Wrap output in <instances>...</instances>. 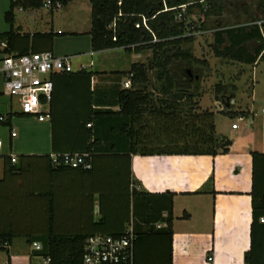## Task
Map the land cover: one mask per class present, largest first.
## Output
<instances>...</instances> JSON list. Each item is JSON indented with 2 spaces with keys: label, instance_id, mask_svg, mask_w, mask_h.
<instances>
[{
  "label": "crops",
  "instance_id": "crops-1",
  "mask_svg": "<svg viewBox=\"0 0 264 264\" xmlns=\"http://www.w3.org/2000/svg\"><path fill=\"white\" fill-rule=\"evenodd\" d=\"M71 6L75 13L82 9L88 16L81 27L71 20L62 24L55 22V13ZM7 8L8 0H0V11ZM53 11L50 12L49 7L15 10L12 27L18 36L26 35L28 39L16 38L10 54H3V46H0V58L27 49L34 53L47 51L60 57L72 56L76 60L70 47L61 48L57 44L83 35L87 37L89 48V5L86 1H73ZM6 27L0 33L7 32ZM37 34H51V38L32 37ZM119 50L82 54L89 60L87 64L74 63L72 73L51 76V100L43 108L49 118L39 122L46 123L42 131L43 150L19 154L11 142L15 135L10 137V133L8 152L0 149V236L8 244L0 250V264H47L46 259L36 255L39 250H35L33 244L40 248L39 240L49 232L75 235L93 231L92 222L99 217L103 187L79 171L55 170L42 156L52 154V150L60 153L82 149L85 144H82L80 125L91 112L118 110L116 88L128 89L124 87L128 80H118L112 73L127 72L131 64L138 62H129V66L121 70L107 60L98 59V55ZM92 57H96L95 62ZM80 65L85 69L79 70ZM0 105V117L4 120L9 115L20 114L18 107L13 108L12 99L4 93L3 86ZM237 107L234 112L242 116V121L235 129H231L235 123H230L224 134L213 124L215 135L229 141L223 154L212 157L136 154L129 157V180L135 190L173 194L170 264H207V255L212 257L209 264H246L244 254L251 248L250 154H264V115L259 113L258 116L255 109L251 112L247 106ZM7 155L14 157L15 163L4 162L3 157ZM19 155L26 158L18 162ZM254 167L258 192L264 188V159L257 160ZM263 223L258 220L257 226ZM250 264H264V230L258 227L253 229Z\"/></svg>",
  "mask_w": 264,
  "mask_h": 264
},
{
  "label": "trees",
  "instance_id": "trees-1",
  "mask_svg": "<svg viewBox=\"0 0 264 264\" xmlns=\"http://www.w3.org/2000/svg\"><path fill=\"white\" fill-rule=\"evenodd\" d=\"M73 1H86L89 5L87 35L90 52L121 49L127 53L138 54L149 50L151 58L146 65L133 63L127 72L112 73L118 80L126 78L129 87L116 88L117 111H92L80 125L82 144H85L82 149L60 153L52 150V154L56 155L87 154L90 165L88 170L62 166L54 169L79 171L97 181L104 191L102 193L100 190L99 217L92 222V232L75 235H53L49 232L39 240L40 249L36 255L48 259L47 264H81L85 238L94 234L117 237L131 221L134 234L133 264H170L173 194H148L135 190L129 180V157L136 154L212 157L226 152L229 141L215 135L212 113L191 115L189 111L192 120L185 118L186 122L181 118V110L178 108L182 101L190 103L201 97L197 93H189V86L196 83L193 78L188 81L182 72L187 70L191 73V66L206 68L203 61L180 49L181 45L192 41L185 33L186 30L192 33L193 29L191 25L184 23V18L192 9H198L203 17H218L221 7L212 4L213 0H120L119 5L116 0H8V8L3 13V22L8 26V31L0 33V42H4L1 52L12 53L16 38L28 39L26 35L18 36L12 27L15 10H38L47 2V7L52 12ZM180 6L185 7L182 12L179 10ZM256 9L264 15V0H256ZM177 15L179 21H176ZM141 17L146 19L148 30L141 25L135 27L136 24H141ZM212 36L214 44L220 47L213 51L216 58L246 66H254L258 61H264V18L259 25L252 23L249 26L229 27L213 32ZM32 37L50 39L51 34H37ZM253 41L258 45L248 51L244 45ZM28 52L34 53L23 49L14 55ZM151 71H154L155 82L159 83V92L163 97L161 99L152 100L145 93ZM215 92L219 94L221 89L216 87ZM228 113L232 117H242L234 111ZM11 116L26 117L21 113L9 115L1 125L9 126ZM42 157L47 160L48 166L53 167L49 155ZM250 157L251 248L244 254L243 260L246 264H250L253 257V229L258 227L264 230V223L257 226L260 218L264 222V188L257 192L256 172L255 167L253 168L257 160L264 159V154L251 153ZM3 158L4 162H10V156ZM16 158L19 162L26 156L19 155ZM157 224L162 227L156 228ZM0 241L7 240L0 236Z\"/></svg>",
  "mask_w": 264,
  "mask_h": 264
},
{
  "label": "rangeland",
  "instance_id": "rangeland-1",
  "mask_svg": "<svg viewBox=\"0 0 264 264\" xmlns=\"http://www.w3.org/2000/svg\"><path fill=\"white\" fill-rule=\"evenodd\" d=\"M212 4L221 7V13L218 17H203L198 9H192L189 15L184 18V23L191 25L193 29L192 33L187 32V30L185 33L186 36L191 37L192 41L181 45L180 49L189 52L195 59L203 61L206 64V68L191 66L190 71L196 84L190 85L188 91L192 94L197 93L201 97L199 99L195 98L190 102L191 104L195 103L194 105L182 101L178 104V108L181 110V118H186L187 120H192L190 113L191 115L204 112L212 113V121L217 131L225 134L230 123L234 122L237 124V122L235 117H232L228 112H216L213 104L223 97L222 102L226 99L232 103L229 110L239 109L238 105L241 107L247 106L251 112L255 109L259 116V110L264 106V61H258L254 66H246L216 58L213 51L220 49V47L214 44L212 34L217 30L229 27L249 26L252 23H259L264 18V15L256 9V0H213ZM72 8L73 6L68 10L56 12L55 22L62 24L63 21L71 20L81 27L85 23L86 17L88 21V16L85 15L82 9L79 10L80 12L75 13ZM4 11H0V32L4 28L7 29V25L3 22ZM176 21H179L178 15L176 16ZM57 45L61 48L70 47L71 53L74 52L77 59L73 58L72 64L78 62L87 64L89 62L82 55L90 52L86 36L78 35L72 41L59 42ZM257 45L258 43L253 41L244 46L250 51ZM52 55L60 57L57 56L58 54ZM150 58L151 52L149 50H144L136 55L121 50L104 52L98 55V59L107 60L109 63H113L116 69L121 70L127 68L129 62H138L146 65ZM91 60L95 62L96 57H92ZM153 73L154 71H151L148 74L145 93H148L152 100L161 99L163 97L159 92V83L155 82ZM1 84L2 79L0 76V90ZM216 87L221 89V93L215 94ZM166 98L168 99V97ZM12 105L14 109H17L14 99H12ZM186 119L183 121L187 122ZM45 127L46 123H39L32 116H11L9 126L0 124L1 152H8V137L11 132L15 135L11 140L12 146L16 148L19 154L30 152L34 149L43 150L45 139L42 131H44Z\"/></svg>",
  "mask_w": 264,
  "mask_h": 264
},
{
  "label": "built area",
  "instance_id": "built-area-1",
  "mask_svg": "<svg viewBox=\"0 0 264 264\" xmlns=\"http://www.w3.org/2000/svg\"><path fill=\"white\" fill-rule=\"evenodd\" d=\"M119 5L120 0H116ZM47 2L43 7L46 8ZM184 6H180L182 12ZM166 11V9H164ZM141 24H136L137 28L141 25L142 28L148 30L146 19L141 17ZM259 25V23H256ZM154 41V40H153ZM3 46V43H0ZM72 56L55 57L50 52L44 51L40 53L28 52L23 55H4L0 59V76L4 93L14 99L18 110L21 114L34 117L38 122L48 120L47 112H43L50 101L52 82L51 76L56 74H69L73 72ZM85 67L80 65L79 70H84ZM128 88V83L124 84ZM231 101H223L220 99L213 104L216 112H229ZM259 113L264 115V108L259 110ZM236 122H241L242 117H235ZM4 121L0 117V122ZM89 125H87L88 127ZM236 124L231 125V129H235ZM14 134L11 132L10 137ZM1 149V143H0ZM87 154L64 153L62 155L50 154L49 159L53 167L62 166L71 169L88 170ZM15 158L10 157V162L15 163ZM263 221L262 218L259 219ZM159 228V225H155ZM134 234L132 231L131 221L124 228L121 235L111 237L108 235L94 234L85 238L82 248L81 264H133L132 243ZM7 241H0V250L7 248ZM35 250H39V246L33 244ZM212 257L207 255L205 262L211 263ZM48 263V259H46ZM2 264H7L2 263Z\"/></svg>",
  "mask_w": 264,
  "mask_h": 264
},
{
  "label": "water",
  "instance_id": "water-1",
  "mask_svg": "<svg viewBox=\"0 0 264 264\" xmlns=\"http://www.w3.org/2000/svg\"><path fill=\"white\" fill-rule=\"evenodd\" d=\"M182 75L185 76L188 81H190L193 78L192 74L187 70L183 71ZM221 100H222V98H221ZM225 101H226V99H225Z\"/></svg>",
  "mask_w": 264,
  "mask_h": 264
}]
</instances>
